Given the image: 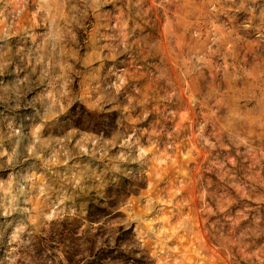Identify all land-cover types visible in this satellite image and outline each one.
Segmentation results:
<instances>
[{
  "label": "rangeland",
  "instance_id": "rangeland-1",
  "mask_svg": "<svg viewBox=\"0 0 264 264\" xmlns=\"http://www.w3.org/2000/svg\"><path fill=\"white\" fill-rule=\"evenodd\" d=\"M125 182L155 264H264V0H0V264Z\"/></svg>",
  "mask_w": 264,
  "mask_h": 264
},
{
  "label": "trees",
  "instance_id": "trees-1",
  "mask_svg": "<svg viewBox=\"0 0 264 264\" xmlns=\"http://www.w3.org/2000/svg\"><path fill=\"white\" fill-rule=\"evenodd\" d=\"M111 115L90 112L85 106H74L69 121L73 127L94 133L108 132L103 119ZM137 182V191L144 188ZM136 186L119 183L105 191V200L91 204L85 217H67L53 223L47 236L33 240V247L56 245L58 261L42 259L38 264H155L149 252L131 228L120 220V207L135 193Z\"/></svg>",
  "mask_w": 264,
  "mask_h": 264
}]
</instances>
